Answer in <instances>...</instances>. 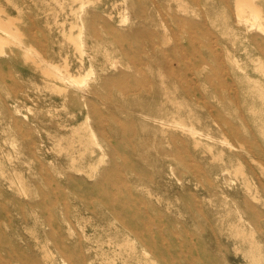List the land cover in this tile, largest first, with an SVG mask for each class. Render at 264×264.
<instances>
[{
  "label": "rangeland",
  "instance_id": "rangeland-1",
  "mask_svg": "<svg viewBox=\"0 0 264 264\" xmlns=\"http://www.w3.org/2000/svg\"><path fill=\"white\" fill-rule=\"evenodd\" d=\"M254 2L264 15V0ZM0 7L21 30L15 39L0 27L9 38L0 52V264H264V31L240 20L238 0ZM65 61L74 74L92 68L84 83L43 71ZM176 106L200 141L195 147L186 136L182 154L159 143L153 118ZM99 143L112 152L101 162ZM111 157L123 180L111 186L115 207L142 232L147 253L133 250L114 227L120 222L93 202ZM164 159L174 162L170 176L158 174ZM239 161L251 191L241 173L222 174ZM32 202L46 208L50 225L31 213ZM155 221L160 233L149 228Z\"/></svg>",
  "mask_w": 264,
  "mask_h": 264
},
{
  "label": "bare ground",
  "instance_id": "bare-ground-1",
  "mask_svg": "<svg viewBox=\"0 0 264 264\" xmlns=\"http://www.w3.org/2000/svg\"><path fill=\"white\" fill-rule=\"evenodd\" d=\"M85 4H86V2L83 1V3L81 4V8H85ZM238 8H239L238 12H239L240 20L248 21L249 18H252L254 22H257V24H254V25H257L260 29H262L264 31V15L262 14L261 9L258 7V5L254 2V0H238ZM0 11H4V9L2 7H0ZM247 11H250V15H252L251 17L250 16L247 17V15H248V14H246ZM15 22H16V17L13 15H8L6 18H2L0 16V27L3 29V31H5L9 35V38L12 36V37H15V39H16V37H19L21 35V30L17 26H15ZM9 38H7L6 36L0 35V52L3 51V44L5 42H7L9 40ZM70 38L75 40L76 45L78 47L80 46V43L75 38H73L72 36ZM35 52H37V50ZM29 53H31V52L29 51ZM68 65L69 64L67 61H65L63 63V65L56 63V62H50L48 65L43 67V71L46 74L51 75L53 77L55 76V77H58L61 79H67V80L71 81L72 83L79 85L81 83H84V81L86 80V78H85L86 73L90 72L92 70V68H91L85 74H82V73L74 74L70 71ZM57 86L60 87L59 85H57ZM188 91H189V89L184 88V92H188ZM172 103L174 105H176V102H172ZM206 107H210V106L206 105ZM174 110L175 111L172 112L173 110H169L168 108H166L164 112H155V114L153 115V118H154L157 126L159 125L158 127H159V130H161V134L163 137L162 139H159V143L162 141L163 143L166 142L167 144H169L171 146V149H169L171 152L169 150H167L166 148H164L163 146H161V148L159 147L158 151H159L161 157L162 156L167 157L164 155L165 154L167 155V153H169V152L170 153H175V152L178 153L179 152L181 154H182V151L188 152L189 147L187 146V140H186V136H188V135L192 136L193 140H195V142H194L195 147L199 146V144H200L199 138L197 136L198 135V129L196 128V126L194 125L192 120H190L191 119L190 116H187V117L181 116V114L179 112V106H176V108ZM218 130L223 132V129L221 126L218 127ZM206 137L207 138L212 137L211 133L206 134ZM164 139H165V141H164ZM98 146H99V151H100L99 162H101L103 160L104 156L107 155V153L111 154L112 152L109 149L106 150V148L103 144L99 143ZM209 149L211 150V146H209ZM246 149L249 152H252V153L254 152V150L251 147H246ZM235 154H238L241 157V155L239 153H235ZM114 164H115L114 163V157H111L108 166H104L101 169V173H100L101 178L99 179V181H97L96 183H93L96 186L98 185V187L102 186L101 189H99L98 193L93 197L95 199V200H93V202H95V203L100 202L101 204H103V206L107 208L108 213L113 218L117 219L120 222L119 224H115L114 227L116 228L117 231L122 232L125 235L124 240L126 241L127 244H130V247L133 250H136L138 248V246H141L143 248V251L145 253H147V250L144 247L146 245V243L144 241V238H141L142 232L139 230V228L135 224L130 222L125 217H122L120 211L117 210L115 207L116 191H114L111 186L112 185L113 186H119V184L122 183L123 180L119 178V175L115 169ZM173 164H174V162L166 161L165 159L162 160L161 164L159 165V169H158L159 176L165 177V176H170L171 174H173L174 173ZM244 167H245L244 162L239 161V162H237V164H234L231 166H228L225 164L221 168V171L223 172L222 174H225L228 172H232V169H233L234 174L237 175V174L241 173L242 183H243L244 187L246 188V190L251 191L252 181H251L250 177H248L245 174ZM195 171H196L197 175H198V173L203 172L202 170H195ZM110 183H111V185H110ZM105 184H108V185L105 186ZM210 184L209 183L207 184L210 189H212L213 186L215 188L217 187V186H215V184H217V183L213 182V184H211V185ZM84 185L87 186L86 184H84ZM234 185H235V182L230 183V186L233 188L232 191L236 192L237 188ZM218 186H221V185H218ZM106 194L108 195V197L104 198L103 196ZM110 195H111V197H110ZM122 198H123V196L119 195L118 201L121 204H122ZM252 199L255 201L259 199L257 189H255L253 191ZM219 201H221V200H219ZM88 202L91 203L90 200H88ZM39 207L43 208V211L41 210V212H38L37 208L35 209V204L32 202L30 204L31 213L32 214L34 213L35 216H38V217L43 216L42 220H40V224L50 225L49 219H51V217L46 215V208L44 206H39ZM89 207H91V205L86 206V208L90 209ZM18 208H19L18 210L20 212H22L23 208H21V206H18ZM208 211L209 210L202 209V208L197 209V212L201 213V214L207 213ZM93 213H95V212H93ZM62 219L65 220L63 217H62ZM23 220L24 221L27 220L26 216H23ZM12 221L13 220H11V219H7L5 222H3V225L4 224L10 225V223ZM149 228H150V230H152V233L153 232L160 233L163 230V223L162 222L157 223L155 221L153 224H150ZM53 230L54 229L51 226V229H45L44 233L46 235H50V234H52ZM134 238H135V241H134ZM251 238H253V235H251ZM167 242H169L171 244L172 243L171 238H169L167 240ZM255 244H256V242L254 240L251 241V246H253ZM29 245L32 248V244L30 243Z\"/></svg>",
  "mask_w": 264,
  "mask_h": 264
}]
</instances>
